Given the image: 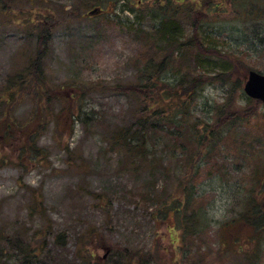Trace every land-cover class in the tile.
I'll use <instances>...</instances> for the list:
<instances>
[{"label": "rangeland", "instance_id": "1", "mask_svg": "<svg viewBox=\"0 0 264 264\" xmlns=\"http://www.w3.org/2000/svg\"><path fill=\"white\" fill-rule=\"evenodd\" d=\"M137 1L13 0L6 3L9 8L0 3V225L32 242L45 239L52 255L45 258L48 264H248L245 253L259 247L264 264L263 237L255 239L259 235L248 229L238 241V234L233 240L230 233L251 187H259L256 177H264V103L244 91L250 70L264 73V7L259 12L258 0L253 12L248 0H185L186 6L205 4L200 37L224 53L201 56L204 65L213 74L229 72L203 86L201 96L195 93L191 107L212 124L204 134L218 145L216 152L201 151V168L193 167L190 174L196 175L197 198L210 220L202 234L191 235L185 216L163 206L179 196L169 195L178 178L170 171L134 170L107 141L112 128L131 124L135 104L142 102L114 87L136 81V59L157 56L153 32L147 30L159 25L160 11L147 17ZM143 1V8L154 5V0ZM97 6L104 13L90 17ZM44 23L50 35L44 75L49 93L60 97L49 103V116L45 102L24 90L15 97L12 86L42 45L38 28ZM178 77L167 72L163 79L176 82ZM84 93V108L98 119L73 117L63 108L79 107ZM228 94L233 95L228 115L241 134L234 140L254 139V150H242L244 145L225 131L219 134L220 120L211 110ZM1 97L12 100L4 106ZM173 129H150L147 138L149 144L158 139V155L172 166L181 153L172 147L175 134L166 133ZM59 233L67 239L65 247L55 242ZM22 261L13 248V264Z\"/></svg>", "mask_w": 264, "mask_h": 264}, {"label": "trees", "instance_id": "2", "mask_svg": "<svg viewBox=\"0 0 264 264\" xmlns=\"http://www.w3.org/2000/svg\"><path fill=\"white\" fill-rule=\"evenodd\" d=\"M258 1V5L261 6L259 12H261L262 7H264V0ZM7 2L12 3L13 0H0V3L4 7L7 6L6 8H9L10 5H6ZM171 3L174 4L173 7H170ZM248 3L249 12H253V0H248ZM182 4H185V2L183 3L181 0H178L177 4L172 0H167L164 5L154 2L152 7L143 8L144 3L140 0L137 1V5L141 6L140 12L142 10L148 11L147 17L149 14L153 15L154 12L160 11L161 20L159 25L155 26L152 30H147L148 32H153L154 48L157 51L154 55L157 56L147 57L145 61H142L143 58L136 59L134 62L136 81L114 87L115 90L119 88L116 91L129 93L131 97H134L135 101L142 99V102L135 104L134 120L131 124L125 126L118 125L112 128L110 135H107V141L113 150L118 149L125 158L130 160L131 164L135 165L134 170H139L138 172L140 173H152V171H155L158 175L165 174V171H170L169 174L171 173L172 176L178 178L175 189L169 195H174L175 192H178L179 196L176 199H169L163 206L166 207V210L168 209L167 211L173 210L179 217L181 214L184 215L187 233L199 235V233L202 234L204 232L205 226L210 224V220L204 212L205 206L203 203H199V199L197 198L199 183L196 182V175L193 174L191 178L190 174L193 167L197 170L201 168V163H199L202 158L200 156L201 151L204 149L207 153H210L215 149L214 152H216L218 145L216 140L211 141L204 134L207 127H211L212 124L208 119L195 115L191 107L195 104L196 94L201 96L200 91L204 88L203 86L212 81H219L222 75L229 74V72L222 71L220 74H213L203 63L204 59L201 57L203 55L207 57L211 55H224L216 47L206 46L200 37L199 28L206 17V14H203L201 9L205 4H199V6L195 4H188L187 6L186 4ZM123 6L125 7L126 5ZM127 9L134 11L131 7ZM183 19L187 21L190 29H192L191 35H186V26L182 21ZM48 29L45 23L41 30L38 28V39L39 42H42V45L39 44L37 46L34 57L29 62V65L22 72L15 75L14 85H12L15 97H17L16 93L22 92L21 94H24L27 92L26 94L31 95L33 100L39 99L45 102L44 108H47V116L50 115L49 103L53 102L55 98H60L49 93V81H47L44 75L46 68L44 61L46 43L50 38ZM150 48L154 49L152 45ZM194 49L195 51H193ZM200 69L204 70L201 71ZM167 72L178 75V80L176 82H165L163 77ZM238 84L241 86L242 81L238 82ZM80 88L82 87L79 86L78 89ZM82 89L85 92L89 88L85 86ZM86 95L87 93H84L81 97V101L84 100V102H80V99L77 100L79 101V107L70 103L71 105L65 104L63 108H68L70 116L73 117L98 119L97 115L90 116L87 109L84 108ZM14 96L13 100H15ZM232 96L228 94L224 101L214 104L211 112L214 118L220 120V136L224 135L223 131H225V135L234 140L237 138V134H241L238 133L235 119L228 115L233 106ZM1 99L5 101L2 103L4 106H7L6 103L9 104L10 100H12L3 97ZM56 101L57 99L54 100V102ZM61 102L57 103L61 105L63 104ZM239 118L243 119L242 117ZM169 126L174 129L171 131L167 130L166 133L175 134V141L172 147L175 150H181V153H178V159L174 166L164 163V156L158 155L160 152L157 150L158 139H151V144H149V140L147 139L151 131L150 129H156V132H159L165 131ZM243 136L238 140H234V142L236 144L238 142L243 144L242 150H254V139L246 140ZM37 150L42 151L39 147H37ZM254 183H257L259 187H251V195H247L243 200L244 208L239 212V219L234 224V228H231L234 229V231L230 232L234 236L233 240H236V234H238L237 240L239 241V234L248 229H253L256 232L255 236L259 235L255 239L260 241L262 237L264 238V231L257 230L260 227H264V177H256ZM257 195H262V200H259ZM181 199L185 200L182 201ZM255 239L253 238V241ZM31 240L24 239L21 233L19 236H16L13 234V231H9L7 226L0 225V264H13V248L17 257L21 261L23 259L21 264H48V257L52 255L47 250V248L49 249V245L45 239L33 242ZM55 242L65 247L67 239L64 233H59L55 237ZM259 248V250L252 251L249 255L245 253L248 264H260L262 260V248ZM244 249V246L240 247V251ZM45 258H48V260Z\"/></svg>", "mask_w": 264, "mask_h": 264}, {"label": "water", "instance_id": "3", "mask_svg": "<svg viewBox=\"0 0 264 264\" xmlns=\"http://www.w3.org/2000/svg\"><path fill=\"white\" fill-rule=\"evenodd\" d=\"M100 11V7H95L89 13L93 15ZM244 90L250 97L264 102V73L257 70H250L246 77Z\"/></svg>", "mask_w": 264, "mask_h": 264}, {"label": "flooded vegetation", "instance_id": "4", "mask_svg": "<svg viewBox=\"0 0 264 264\" xmlns=\"http://www.w3.org/2000/svg\"><path fill=\"white\" fill-rule=\"evenodd\" d=\"M141 2H144L143 0H140ZM175 4H177V2H176V0H172ZM183 3L185 2L184 0H181ZM153 2H158V3H160V5H164V4H166V2H167V0H154ZM199 2V1H198ZM186 4V3H185ZM185 4H182V5H185ZM196 4H197V2H196ZM199 4L201 5L202 3H200L199 2ZM202 5H204V4H202ZM173 7L174 6V4L173 3H171L170 4V7ZM199 6V5H198ZM102 8V7H101ZM108 9H113L111 6L108 8ZM104 13V10L100 13V14H96V15H92V16H90V17H95V16H101L102 14Z\"/></svg>", "mask_w": 264, "mask_h": 264}]
</instances>
